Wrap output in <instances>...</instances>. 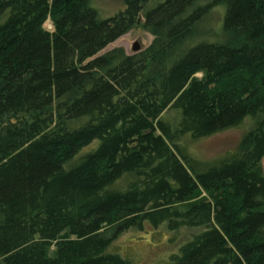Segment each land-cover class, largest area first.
<instances>
[{
    "label": "trees",
    "instance_id": "16d2710c",
    "mask_svg": "<svg viewBox=\"0 0 264 264\" xmlns=\"http://www.w3.org/2000/svg\"><path fill=\"white\" fill-rule=\"evenodd\" d=\"M140 17L147 47L100 53ZM246 120L234 151L187 148ZM263 156L264 0H125L109 18L0 0V264H128L113 239L162 224L201 230L160 264H264Z\"/></svg>",
    "mask_w": 264,
    "mask_h": 264
},
{
    "label": "rangeland",
    "instance_id": "374dc122",
    "mask_svg": "<svg viewBox=\"0 0 264 264\" xmlns=\"http://www.w3.org/2000/svg\"><path fill=\"white\" fill-rule=\"evenodd\" d=\"M91 6L97 10L101 18H109L123 10L125 0H91ZM222 9L215 7L196 25L195 36L199 39H214L215 33L219 31ZM134 28L108 44L100 53L113 48H122L124 53L130 55L147 47L153 40V36L143 29L142 20ZM47 30L52 29L51 22L47 20L44 24ZM198 77L200 76L197 75ZM250 127V121L246 120L242 125L224 130L210 137L192 141L185 139L188 150L195 156L204 160H210L234 151L244 132ZM261 168L264 175V156L261 159ZM201 228H180L169 231L165 224L153 229L144 225L143 231L128 230L118 234L109 245L108 250L116 252L128 261V264H160L166 262L172 253L179 251L180 246L200 231ZM53 247H50V251ZM51 253V252H50Z\"/></svg>",
    "mask_w": 264,
    "mask_h": 264
},
{
    "label": "water",
    "instance_id": "95a60500",
    "mask_svg": "<svg viewBox=\"0 0 264 264\" xmlns=\"http://www.w3.org/2000/svg\"><path fill=\"white\" fill-rule=\"evenodd\" d=\"M133 50H134V51H138V47L134 45V46H133Z\"/></svg>",
    "mask_w": 264,
    "mask_h": 264
},
{
    "label": "bare ground",
    "instance_id": "6f19581e",
    "mask_svg": "<svg viewBox=\"0 0 264 264\" xmlns=\"http://www.w3.org/2000/svg\"><path fill=\"white\" fill-rule=\"evenodd\" d=\"M136 52V51H135Z\"/></svg>",
    "mask_w": 264,
    "mask_h": 264
}]
</instances>
